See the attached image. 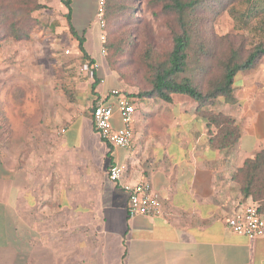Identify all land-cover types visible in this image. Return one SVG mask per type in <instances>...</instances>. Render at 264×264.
Instances as JSON below:
<instances>
[{"label":"crops","instance_id":"obj_1","mask_svg":"<svg viewBox=\"0 0 264 264\" xmlns=\"http://www.w3.org/2000/svg\"><path fill=\"white\" fill-rule=\"evenodd\" d=\"M50 1L61 15L55 27L71 34L66 6ZM98 1L71 0V25L85 58L103 68ZM71 89L72 100L41 99L37 119L8 134V149L0 147V264H264V236L226 227L251 201L232 175L264 150V63L236 76L234 103L218 99L205 108L240 128L238 143L224 150L213 147L207 120L184 95L143 101L104 68ZM113 89L136 106L134 149L103 142L94 126L95 98ZM113 123L123 126L118 113ZM114 164L125 167L122 183H150L161 216L130 218L128 194L108 176Z\"/></svg>","mask_w":264,"mask_h":264},{"label":"trees","instance_id":"obj_2","mask_svg":"<svg viewBox=\"0 0 264 264\" xmlns=\"http://www.w3.org/2000/svg\"><path fill=\"white\" fill-rule=\"evenodd\" d=\"M8 1L12 3L0 0V21L10 22L8 30L17 41L29 40L31 19L19 9L28 1H18L20 7L3 5ZM29 1V12L44 8L37 0ZM61 1L68 10L65 17L69 30L78 39L85 58L84 40L71 25V0ZM138 1L142 0H106L107 48L131 54L136 51L138 32L131 30L140 22ZM149 4L152 8L161 6L163 12L173 16L177 29L173 30V48L164 60L157 59L149 48L141 56V63L150 71V89L136 98L156 97L170 103L176 94L189 97L197 103L198 114L208 122L213 147L224 150L235 146L240 140L235 120L205 108L218 99L234 103L236 76L260 68L264 59V0H147L146 5ZM223 12L230 15L236 29L247 30V37L237 40L215 32L214 23ZM232 179L240 186L244 200L260 203L259 212L264 216V150L246 160Z\"/></svg>","mask_w":264,"mask_h":264},{"label":"rangeland","instance_id":"obj_3","mask_svg":"<svg viewBox=\"0 0 264 264\" xmlns=\"http://www.w3.org/2000/svg\"><path fill=\"white\" fill-rule=\"evenodd\" d=\"M18 1L22 0L3 2V5L14 4L15 7H20ZM27 1V5L23 4L19 9L31 19L29 40L17 41L8 30L10 22L0 21V147L6 149L10 144L8 134L14 130L17 133L23 132L28 120L32 124L37 119L41 112L38 103L41 99H57L58 94H63L66 99L72 100L73 93H76L71 89L72 82L83 81L85 74L81 70L82 65L92 62L83 57L77 48L79 44L74 42L75 38L67 30L60 28L59 32L55 27L54 23H58L55 18L61 19L57 3L37 0L44 8L29 12L32 3ZM138 2L140 22L133 29L129 28L138 32L136 51L133 54L128 51L123 53L105 45L106 55L102 59L104 70L114 73L124 84L125 91L134 97L150 89V71L140 61L144 51L149 48L157 59L164 60L173 48V30L177 29L173 16L163 12L161 6L152 8L150 4L146 5L147 0ZM51 21H54L53 24ZM214 29L219 36L232 35L237 40L248 35L246 29L234 27L227 12L216 19ZM62 31L64 32L61 33ZM103 68L101 63L100 71ZM140 99L162 101L156 97ZM15 100L17 105L14 104ZM140 106L143 109V105Z\"/></svg>","mask_w":264,"mask_h":264},{"label":"built area","instance_id":"obj_4","mask_svg":"<svg viewBox=\"0 0 264 264\" xmlns=\"http://www.w3.org/2000/svg\"><path fill=\"white\" fill-rule=\"evenodd\" d=\"M106 0L98 1L96 18L102 29L101 59L106 55L107 35L105 32ZM101 69L100 62H88L82 65V72L89 80L94 81ZM106 79L101 77L99 84ZM91 116L101 140L115 148L134 149V123L136 106L134 102L120 90L113 89L95 98L92 105ZM115 113L121 118L122 127L116 128L113 123ZM109 179L114 183H121L123 190L128 194L127 211L130 218L138 216L159 217L162 215L161 203L152 195L151 185L148 181L138 183H122L125 176V167L114 164L108 172ZM259 203L251 201L241 211L228 218L226 227L233 233L248 238L264 236V216L259 212Z\"/></svg>","mask_w":264,"mask_h":264}]
</instances>
